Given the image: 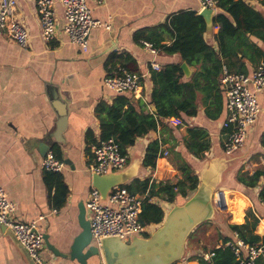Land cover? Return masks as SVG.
<instances>
[{"label": "crops", "instance_id": "crops-1", "mask_svg": "<svg viewBox=\"0 0 264 264\" xmlns=\"http://www.w3.org/2000/svg\"><path fill=\"white\" fill-rule=\"evenodd\" d=\"M87 1L92 18L109 23L110 29L104 26L92 28L86 49L71 43L62 31L63 10L57 2L54 7L57 27L53 39L46 41L41 37L35 0H16L14 10V17L29 34L26 47L0 34V186L15 205L12 217L26 222L36 219L37 229L63 252H68L73 239L81 231L78 223L79 206H85L88 193L93 187L90 165L93 162L91 146L95 143L88 134L95 138L99 136L95 105L100 100L110 103L117 94L103 84L110 67L108 62L118 61L120 57V61H124L132 73L140 76L141 93L147 102L153 87L150 63L162 67L185 62L178 54L164 51V47L169 46L175 38V34L168 28L170 19L180 11H192L198 15L205 9L199 0H104L101 5L93 0ZM249 4L255 9L262 7L258 0H251ZM219 12L223 11L217 6L212 10V22L210 25L206 23L203 34L205 42L214 48L217 47L215 36L219 30V24L214 18ZM142 31L148 38H140L139 41L153 43L156 47L154 53L134 40L135 34ZM246 38L248 43L256 42L264 53V41L249 33ZM237 57L241 61H229L230 70L234 72L240 66L244 72L236 73L249 74L264 61V57L259 59L255 56L254 60L242 54ZM186 64L190 72L188 75L183 72L184 82L189 81L196 71V67ZM186 93L195 95L196 114L182 113V122L178 125L168 122V136L158 127L138 137L128 147L126 153L129 165H133L132 178H150L159 182L175 181L181 177L172 162L173 155L168 142L162 145L168 152L167 156L158 157L153 170L141 165L150 141L169 139L175 144V150L191 162L198 179L206 167L207 171L217 177L219 171L224 172L222 182L214 193L221 191L220 198L225 208L228 202H234L242 210L241 220L237 221L227 208L230 211L227 213L228 218H224V224L244 223L246 211L250 209L258 218L254 232L263 237L264 203L258 199V188L244 187L236 181V174L238 171L252 174L264 166V115L260 113L251 126L244 145L226 156L222 148L225 138L223 121L226 116L223 89L220 88L219 92L220 110L216 90L207 86L202 90L188 89ZM257 102L260 106L264 105V89L257 94ZM145 111H152L150 105H147ZM188 127H199L206 132L205 139L209 141V147L202 158H195L184 148L182 140ZM48 151L64 162L60 173L68 188L64 206L55 209V213H52L54 208L50 204L53 190L48 189L44 183V169L41 165ZM263 183L264 178L260 180L259 186ZM217 198L214 195L213 204L220 209ZM153 200L163 207L165 214L181 201L168 203L159 198ZM159 225H155L154 229ZM207 226L203 236L192 237V247L175 264H190L188 257L193 254L203 255L207 259L209 252L222 243L221 235L230 236L231 241L235 240L234 233L225 231L223 226L214 235ZM258 247L260 250L257 257L264 254V244H258ZM42 255L46 260H52L53 264H79L75 260L54 256L46 247ZM100 262L99 257L93 256L86 264ZM0 264H27L21 251L2 233Z\"/></svg>", "mask_w": 264, "mask_h": 264}, {"label": "trees", "instance_id": "trees-1", "mask_svg": "<svg viewBox=\"0 0 264 264\" xmlns=\"http://www.w3.org/2000/svg\"><path fill=\"white\" fill-rule=\"evenodd\" d=\"M251 0H217L216 6L223 12L217 13L214 20L219 24L215 40L217 47L207 44L203 38L206 30V22L202 15H196L192 11H180L172 16L168 28L175 34L174 41L164 47L169 54H178L182 61L196 67L189 81H182L183 71L180 63L164 65L158 70L150 68V80L153 87L149 93L148 101L142 98L133 97L125 93H117L110 103L100 100L95 105L94 111L99 121V136L95 138L92 134L88 137L93 143L99 139L112 138L119 146L121 153H126L128 147L134 144L138 137L148 134L150 131L161 128L164 135H169L168 122L178 125L182 122V113L187 115L196 114L195 95L187 94L190 89L202 90L205 87L216 90L220 110V88L221 74L223 68L232 72L229 61H241L238 54L249 57L262 58L264 53L256 42L248 43L246 34H250L260 41H264V0H258L262 5L261 9H255L249 2ZM164 26H166L164 24ZM144 31L134 36L136 42L143 36ZM155 49L153 43L148 42ZM114 61L110 64L108 73L124 68L132 72L124 61ZM120 63V64H117ZM225 63L226 65H222ZM234 72H244L238 67ZM141 81V80H140ZM204 82V83H203ZM147 105L155 108L154 112L145 111ZM212 116H216L213 114ZM167 121H164V120ZM163 135V134H162ZM161 134L160 136L163 137ZM206 132L199 127H188L186 136L182 142L188 154L195 158H202L204 151L209 147V141L205 139ZM168 142L172 152V162L180 172L181 177L177 180H164L155 182L150 178L134 177L122 186L131 194L145 195L141 203L138 219L145 226L158 225L163 221L165 212L162 206L153 199L159 198L168 203H175L177 200L183 202L185 197L198 185V176L188 159L175 150V144L169 139L160 138L150 141L144 151L141 165L143 168L153 170L156 160L160 156L162 145ZM55 149V147H54ZM59 159V158H57ZM264 178V166L255 170L252 174L238 171L236 181L246 188H258V199L264 203V183L259 186L260 180ZM48 189L53 190L50 195V204L54 209H61L68 194V188L60 172L44 170L43 177ZM222 197V196H221ZM218 203L222 198L218 196ZM227 208L233 213L235 220L240 221L242 210L234 202H228ZM218 212V223L222 224L225 231L235 233L244 244L258 246L264 244V236L255 234L258 218L249 209L246 211L245 221L242 224H224L223 218ZM205 221L199 226L207 223ZM189 234L187 240L192 236ZM222 243L214 247L207 259L200 254H193L188 257L190 264H239L245 257V251L236 255L233 248L227 244L231 241L230 236L221 235ZM186 240V241H187ZM188 250V249H187ZM187 252V251H186ZM185 252V253H186ZM194 260L196 261L195 263ZM175 264V263H174ZM254 264H264V254L256 257Z\"/></svg>", "mask_w": 264, "mask_h": 264}, {"label": "built area", "instance_id": "built-area-1", "mask_svg": "<svg viewBox=\"0 0 264 264\" xmlns=\"http://www.w3.org/2000/svg\"><path fill=\"white\" fill-rule=\"evenodd\" d=\"M101 5L104 0H93ZM62 6V31L68 40L86 49L88 36L92 28L104 26L110 29L109 23L92 18L87 0H35L38 13L41 37L48 41L55 37V3ZM202 8L215 9L217 0H199ZM16 0H0V34H5L18 45H28V31L24 25L14 17ZM152 53L154 48L148 42L142 43ZM150 67L158 70V64L151 62ZM221 87L225 95L226 116L223 121L225 138L222 142L224 153L232 154L244 145L248 131L255 123L260 113L264 115V105L257 102V94L264 89V61L249 74L230 72L223 68ZM104 86L114 93H127L133 97L142 98L140 76L118 68L117 71L107 73L103 79ZM93 162L90 172L104 174L109 171L118 172L129 162L128 154L121 153L118 144L112 139H99L91 146ZM168 152L161 147L159 157H166ZM42 168L53 172H61L64 162L57 159L51 151L46 152L41 161ZM145 195L131 194L122 185H116L101 198L100 192L92 187L85 202L86 218L89 221L92 243L100 245L103 238L118 237L129 242L133 237H146L155 225L145 226L139 221L141 203ZM220 205V203H219ZM15 205L9 200L6 192L0 186V223L14 233L19 243L26 249L28 255L36 264H53L42 255L45 248L43 234L36 227V219L21 221L12 217ZM52 209V213H55ZM227 242L236 255L243 250L245 257L239 264H254L260 248L250 246L237 237ZM212 253H209L210 256Z\"/></svg>", "mask_w": 264, "mask_h": 264}, {"label": "water", "instance_id": "water-1", "mask_svg": "<svg viewBox=\"0 0 264 264\" xmlns=\"http://www.w3.org/2000/svg\"><path fill=\"white\" fill-rule=\"evenodd\" d=\"M207 25L213 19L211 9H203ZM180 68L188 75L186 62ZM152 112L155 108L150 105ZM226 156L231 154L224 153ZM208 168V167H206ZM202 169L201 177L193 193L182 203L173 205L165 214L163 221L146 237H133L124 242L118 237L103 238L99 246L92 243L89 221L86 218L85 206H79L78 223L81 231L73 239L68 252H63L49 242L48 236L43 234L45 247L56 257L75 260L79 264H86L90 257H99L100 264H174L183 258L185 244L189 234L199 224L216 218L213 204L214 195L221 197V191L214 193L215 188L222 182V171L218 177L207 169ZM133 165H128L118 171L104 174L92 173L91 183L104 200L107 193L116 185H123L133 173ZM225 204L220 202V209ZM0 233L8 236L21 251L27 264H36L28 255L26 249L16 239L11 229L0 223Z\"/></svg>", "mask_w": 264, "mask_h": 264}, {"label": "rangeland", "instance_id": "rangeland-1", "mask_svg": "<svg viewBox=\"0 0 264 264\" xmlns=\"http://www.w3.org/2000/svg\"><path fill=\"white\" fill-rule=\"evenodd\" d=\"M217 205H219V204H217ZM214 208H215V212H216V218L215 219H212V220H208L209 222H207V223H205V224H203L204 225V227H198L197 229H195V231H193V233H192V235L193 236H191L187 241H186V244H185V252L186 251H188L189 250V248H190V243H192V237H194L195 235H201V236H203V233L205 232V230L207 229L206 228V225H208L207 227H208V229H210L211 228V231H212V235H214L215 233L216 234H218V232H219V228H221V225H220V223H218V212H220V214H221V216L220 217H222L223 218V221H224V218H228V211H230V210H228L227 208H225V209H222V210H220L219 209V206H214ZM193 244V243H192ZM207 244H209V243H207ZM192 247V246H191ZM188 249V250H187ZM184 256H186V253H184V255H183V258H184ZM181 261V260H180Z\"/></svg>", "mask_w": 264, "mask_h": 264}]
</instances>
